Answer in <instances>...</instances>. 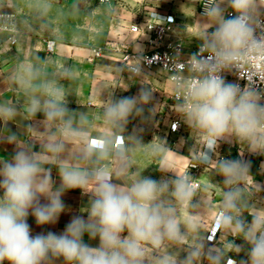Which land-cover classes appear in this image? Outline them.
<instances>
[{"label":"clouds","instance_id":"clouds-1","mask_svg":"<svg viewBox=\"0 0 264 264\" xmlns=\"http://www.w3.org/2000/svg\"><path fill=\"white\" fill-rule=\"evenodd\" d=\"M50 8V3L38 5L36 15L42 18ZM202 17L199 51L179 63L192 78L175 75L174 63L164 70L174 74V110L195 134L189 151L198 163L215 165L223 178L222 200L211 227L205 224L211 203L198 193L190 173L180 174L162 163L158 180L141 175L130 185L120 182L130 170L132 155L146 145L144 128L128 132L127 125L130 118L139 117L140 125L151 119L156 106L147 108V116L145 112L154 90L145 86L135 96L111 94L103 107L104 130L94 135L87 113L69 109L58 82L74 77L71 68L46 73L40 64L25 61L12 76L25 93V121H34L38 114L43 119L28 123L23 135H17L7 131V125L16 121L21 106L0 103L6 130L0 132V141L15 145L10 160L0 159V264H54L60 259L64 264H264V185L251 174L244 151L241 159L221 158L217 152L221 141L234 140L249 153L264 156V88L257 83L264 84V0H205ZM11 19L8 13L0 14L5 22L0 30H6ZM244 67L253 74L244 87L222 75L235 70L243 77L239 73ZM129 70L143 75L141 63ZM157 138L159 145L147 155L171 150L165 139L155 137L151 143ZM74 189L89 195L83 211L87 216H73L62 233L33 236L29 215L38 226L55 224L66 210L63 195ZM217 233L233 239L219 236L217 241ZM85 235L98 239V246L86 243ZM237 238L243 244H237ZM169 246L176 250L166 251ZM241 252L247 259L229 255Z\"/></svg>","mask_w":264,"mask_h":264},{"label":"crops","instance_id":"crops-1","mask_svg":"<svg viewBox=\"0 0 264 264\" xmlns=\"http://www.w3.org/2000/svg\"><path fill=\"white\" fill-rule=\"evenodd\" d=\"M43 3H50L51 8L45 16L39 18L36 8ZM9 4L13 7H9ZM196 10V0H109L105 3L98 0H0V14L7 11L16 13L14 33L0 30V103L7 101L17 104L18 108L21 106L16 121L8 123L7 131L22 136L28 123L35 125L43 119L42 114H38L34 121H25L29 118L24 105L25 93L12 79L13 69L25 61L40 64L46 73L58 74L65 67H70L74 77H60L58 82L63 86L69 109L87 113L94 135L104 130L103 107L111 98V94L115 98L135 96L145 86L154 90V100L146 106L145 112L147 116V108L156 106L151 119L140 125L139 117L130 118L127 125L128 132L136 126L144 128L143 142L146 145L132 155L130 170L127 176L120 180L121 183L130 185L141 175L158 180L161 178L158 168L162 163L174 167L182 174L190 163L198 161L189 151L195 143V134H191L183 120L181 119L183 126L179 135H171L168 131L171 118L179 115L174 110L176 103L171 100L175 92L174 82L166 72L158 68L142 71V76L123 71L121 57L126 52L147 50V35L143 32H131V27L149 20V14L152 12L173 15L176 18L171 36L182 41L186 56L191 55L200 43L199 37L203 32L201 22H205L203 18L198 17ZM13 34L17 40L15 45H11L8 40ZM48 39L55 41L52 52L46 50ZM97 47L103 49L102 57L95 61L90 60L93 49ZM8 48L11 51H8ZM3 131L6 134L5 125L0 122V132ZM155 137L165 139L171 150L157 157L147 155L150 148L159 145L158 138L151 143ZM14 150L15 145L0 141V159L10 160ZM34 150H39L38 144ZM217 152L221 158L226 159H241L243 152V159L251 162V174L254 179L264 185V156L249 153L246 145L234 140L221 141ZM195 174V179L200 184L198 193L211 203V208L206 209L205 220L206 227L210 228L211 217L219 211L222 200L223 178L217 175L216 166L211 164L199 163ZM52 178L57 185L60 183L55 168L52 170ZM248 183L251 184L252 181L249 180ZM260 195L264 196V192ZM62 199L66 210L61 213L55 224L38 226L29 215L27 222L31 226L33 236L48 231L62 233L73 216H87L83 211L88 206L89 195L80 189H74L67 191ZM45 202L41 197V203ZM183 211L187 210H182V213ZM219 236L222 240L233 239L227 233ZM84 240L94 247L99 244L98 239L90 240L87 235ZM235 242L243 244L239 238ZM165 250L176 249L175 246H169ZM183 255L184 253H181V256ZM229 255L237 261L247 259L243 252L239 255ZM54 264H64V261L56 260ZM203 264L207 262L203 261Z\"/></svg>","mask_w":264,"mask_h":264},{"label":"built area","instance_id":"built-area-1","mask_svg":"<svg viewBox=\"0 0 264 264\" xmlns=\"http://www.w3.org/2000/svg\"><path fill=\"white\" fill-rule=\"evenodd\" d=\"M102 3L109 2V0H98ZM204 4L205 0H196V6L197 10L196 13L198 17H202V13L204 10ZM5 13H8L11 15L12 19L7 22V28L5 31H10L14 33L15 28V21H16V13L13 11H7ZM154 12L149 14V20L143 21L141 23H136L131 27V32L134 33H140L143 32L147 35V50L143 52H126L121 57V67L123 71H127L132 75H138L139 73H134L130 71L129 69L133 67H138L141 63L142 71H149L155 68L161 69L162 71L166 72L170 79L173 81V73L164 70L165 65L167 64L169 67L172 66V63L177 64V69L175 75H183L184 78L190 79L192 78V73L188 72L186 69H184L182 66L179 65V63H184L191 55L197 53L199 51L200 43L196 46L194 51L191 55L186 56L185 55V48L183 46V43L180 39L174 38L171 36L173 25L175 24L176 18L173 15H161L159 13H156L159 17H162L164 19V22L161 23L160 20H158L154 15ZM4 14V13H2ZM169 18H171L169 20ZM160 23V24H159ZM5 24L4 21H0V26H3ZM14 39V42H11V40ZM11 45H15L16 38L14 34L8 38ZM51 42V47L49 46ZM55 46V41L52 39H48L46 41V50L48 52H52ZM178 56V61H176ZM103 55V49L100 47H97L93 49L92 55L90 57V60H97L100 59ZM129 58H141V61L138 59H129ZM240 77L238 74H236L235 70L231 73H222V75L225 76L227 81L230 82H236L239 83L241 87H244L248 80L253 79V74L250 73L249 69L247 67H244L240 73ZM248 79V80H247ZM174 82V81H173ZM258 86L261 88H264V84H259V81H257ZM178 99L176 92H174L171 96L172 102L176 103V100ZM264 103V101H262ZM177 124L175 130H173V125ZM183 123L181 121V117L174 116L171 118L168 131L171 135H179L182 129ZM199 163H190L187 167V169L182 174H189L194 178L193 184L196 186L197 190L200 188V184L196 181V171L198 170ZM220 233L216 234L215 239L217 240L219 238Z\"/></svg>","mask_w":264,"mask_h":264}]
</instances>
